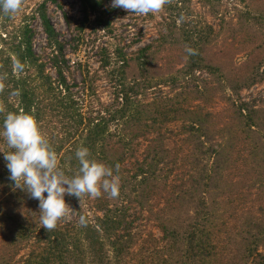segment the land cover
Listing matches in <instances>:
<instances>
[{
	"label": "trees",
	"instance_id": "1",
	"mask_svg": "<svg viewBox=\"0 0 264 264\" xmlns=\"http://www.w3.org/2000/svg\"><path fill=\"white\" fill-rule=\"evenodd\" d=\"M189 1L171 0L165 5L168 15L154 25V38L130 55L125 46L137 42V37L126 44L117 43L111 51L105 45L98 48L102 66L109 64L111 57L115 60L107 75L116 77L114 97L118 102L97 109L92 105L84 109V97L76 95L65 43L50 20L46 1L20 15L0 13V72L8 74L0 93V107L4 108L0 129L7 113L31 112L67 175L77 172L75 152L83 146L92 158L114 169L119 164L121 176L119 197L102 195L93 199V207L83 205L87 196L79 202L65 195L76 220L70 224L61 220L54 230L46 232L40 224L39 201L26 192L12 190L0 152V185L8 192L0 201V264L4 244L10 245L12 257L21 247H27L22 264H264V219L260 215L264 200L244 201L252 186L264 198L260 194L264 192V109L239 96L244 87L258 80L257 72L232 78L225 66L211 59L208 45L214 25ZM202 4L212 8L214 3L203 0ZM79 5L82 16L75 25L77 32L88 17L91 33L113 30L109 15L113 8L105 0H79ZM35 18L45 34L42 52L33 47L31 22ZM251 18L254 16L247 21ZM186 47L196 54L188 55ZM163 49L179 50L184 61L175 71L155 78L150 71L153 54ZM132 62L138 71L126 80ZM17 63L23 64V71L16 69ZM204 72L208 76H202ZM160 82H178L180 89L150 102L131 97L140 93L146 96L147 88ZM211 87H220V97L208 92ZM217 104L220 107L214 109ZM226 110L231 111L229 116L223 114ZM219 113L225 123L212 129L210 124ZM172 118L180 120L177 132L165 123ZM148 128L151 132L156 129L157 135H145ZM238 131L244 133V153L249 156L250 168L244 177L247 192L234 188V180L229 178L231 150ZM177 133L181 136L176 138L179 143H175L176 153L171 155L170 135ZM144 135L147 143L141 147L136 138L143 139ZM0 148L8 150L2 137ZM156 193L162 204L153 210L155 201L147 206L145 203ZM222 205L232 208L222 209ZM131 207L148 210L159 233L133 230L136 216L129 213ZM238 207L246 213L244 227L225 230L224 215ZM81 215L88 219L86 227L78 224ZM3 225L8 233H2Z\"/></svg>",
	"mask_w": 264,
	"mask_h": 264
},
{
	"label": "rangeland",
	"instance_id": "2",
	"mask_svg": "<svg viewBox=\"0 0 264 264\" xmlns=\"http://www.w3.org/2000/svg\"><path fill=\"white\" fill-rule=\"evenodd\" d=\"M41 1H46L45 3L50 20L59 31L60 38L64 40V51L67 53L66 55L71 64L70 71L73 77V87L77 90L76 95L84 97L83 103L86 104L84 109H87L89 105H92L94 109H97L99 105L103 104H111L112 107L118 102L114 97L116 86L114 78L116 77L110 79L107 75L108 71L112 70L116 65L115 60L111 57L110 63L105 67L102 66L98 48L101 45H105L111 51L117 43L126 44L131 38L137 37V42L125 46V51L130 55L131 51L145 45L154 38L156 35L154 25L160 22L164 15H168V11H165L164 8L156 14L149 13L146 16L131 12L128 13L122 8H113L109 13L113 22V30L111 32H105V34H102L104 32L102 29L97 30L95 33L89 31L90 28L87 24L91 17H88V21L83 29L77 32L78 30L75 25L82 16L79 0H24L21 10L16 13V15H20L22 11L28 12L34 9ZM202 1L203 0H190L189 3L199 11L198 14H201L202 17L206 18L214 25L215 33L208 45V53L211 59H213L215 63H220L222 66H225L230 71L229 75L232 78L241 79L249 73L257 72L258 80L250 86L244 87L240 91L239 96L243 100L254 102L256 103L255 106L258 105L264 109V0H213L214 4L212 8L207 4L203 5ZM105 3L111 6V0H105ZM207 8L210 9V12L207 11ZM249 16H254V18H251L248 22L247 19ZM31 25L34 29L33 47L36 52H42L45 34L39 19L35 18L31 22ZM77 34H79V36ZM74 36H76V39L73 38ZM76 41L77 45L74 47ZM77 60L79 62H77ZM183 61L184 57L179 50L163 49L156 51L153 54V63L151 64L150 71L156 74L155 78L163 77L182 66ZM133 62L130 67L127 68L126 80L132 79L135 72L138 71ZM79 63H81V66L78 65ZM260 63H262V65L259 66ZM51 72L54 74L53 70H51ZM202 76L208 75L204 72ZM180 80H178V82ZM178 82H160V84L156 86L148 87L146 96L140 93L131 94V97L135 96L136 98H141L144 102H150L151 99L157 98L159 95H163L166 92L169 93V91L170 94L173 95L176 90L180 89ZM224 89L226 93L229 92L227 86H225ZM208 92H211L216 97H220L221 89L220 87H211ZM219 107V104L214 105V109ZM223 114L229 116L231 111L226 110ZM165 123L171 130L173 129L175 132L179 130L177 126L180 124V120L177 118H172ZM165 123H161V127H164ZM223 123H225V119L222 114L219 113L216 114L210 125L212 129H215V127ZM157 125L158 122L155 123V127H157ZM150 130L151 128L146 129L145 131L148 133L145 135L148 134L155 137L157 135L156 129L153 130L154 132ZM145 135L143 139L142 136L136 138V140L141 141V147L147 143ZM243 135V132L241 133L238 131L235 137L236 142L232 145L230 161L235 167L232 165L230 169V171H232V176L229 174V178L232 177L234 180L231 182L234 184V188H242L243 191L247 192L248 185L244 177L247 175L250 164L249 156L244 153ZM170 136L173 139L171 141L173 148L171 155H173L176 153V151H174V147L176 146L175 143H179V141L175 140L181 136V133L172 134ZM180 153L181 152H179V154ZM250 173H252V171ZM171 175L172 174H170V177ZM7 193L8 192L3 189V186L0 185V201ZM257 194V189L255 186H252L250 188V195L245 196L244 201L261 200L263 202L264 198ZM260 194H264V192ZM161 200L159 194L156 193L155 196L145 204L147 206L149 202L155 201L153 210H156L162 204ZM92 204H94L93 198L87 196L83 205L87 208L89 206L93 207ZM221 207L227 210L232 208L230 205H222ZM88 211L93 217L92 210L88 209ZM129 213L132 216H136L135 225L134 228H132L133 230L141 228L144 233H147L148 230H152L155 234L159 233L155 226L154 219L149 216L148 210H143L141 208L139 210V207H131L129 208ZM260 215L261 218L264 219V207L261 209ZM224 217L226 220L225 230L231 227H244L245 225L246 213L242 208L238 207L237 210H231L226 213ZM73 220H76L74 209L71 213V219L65 221L70 224ZM2 233H8V229L5 225H3ZM9 246V244L3 245V264H22L27 247H21L12 257V255H9ZM8 255L11 257L10 259Z\"/></svg>",
	"mask_w": 264,
	"mask_h": 264
},
{
	"label": "clouds",
	"instance_id": "3",
	"mask_svg": "<svg viewBox=\"0 0 264 264\" xmlns=\"http://www.w3.org/2000/svg\"><path fill=\"white\" fill-rule=\"evenodd\" d=\"M171 0H111L112 8H122L137 15L156 14ZM24 0H0V13L13 16L18 13ZM188 55H195L191 47H186ZM23 71V64L15 65ZM7 72H0V93L5 89ZM15 94H19L17 91ZM0 112L4 108L0 107ZM7 149L0 148L9 172V181L13 191L26 192L31 199L39 201L40 224L46 231L54 230L61 220H70L73 208L65 200V195L76 197L79 202L89 196L93 199L106 195L119 197L121 176L119 164L113 166L91 157L87 147H79L75 158L79 167L69 176L60 166L55 148L43 132L40 123L31 112L6 114L0 129ZM46 193V195H45ZM79 226L86 227L88 219L81 215Z\"/></svg>",
	"mask_w": 264,
	"mask_h": 264
}]
</instances>
